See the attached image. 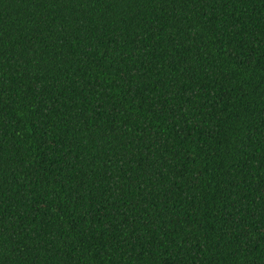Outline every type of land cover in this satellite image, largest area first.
I'll use <instances>...</instances> for the list:
<instances>
[{
  "label": "trees",
  "instance_id": "1",
  "mask_svg": "<svg viewBox=\"0 0 264 264\" xmlns=\"http://www.w3.org/2000/svg\"><path fill=\"white\" fill-rule=\"evenodd\" d=\"M0 264H264V0H0Z\"/></svg>",
  "mask_w": 264,
  "mask_h": 264
}]
</instances>
